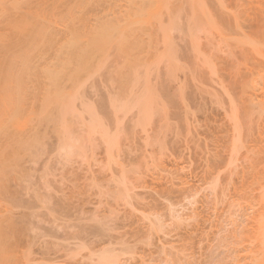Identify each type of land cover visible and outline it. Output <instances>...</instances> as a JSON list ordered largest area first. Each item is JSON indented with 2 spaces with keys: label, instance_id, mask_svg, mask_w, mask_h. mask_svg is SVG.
Wrapping results in <instances>:
<instances>
[{
  "label": "rangeland",
  "instance_id": "1",
  "mask_svg": "<svg viewBox=\"0 0 264 264\" xmlns=\"http://www.w3.org/2000/svg\"><path fill=\"white\" fill-rule=\"evenodd\" d=\"M125 1L105 0L87 15L91 18L114 11L123 15ZM8 2L4 0L2 4ZM203 2L212 24L207 25L201 18L200 25L197 24L200 28L194 30L189 26L190 17L199 16L200 11L192 8L187 0H169L170 9L176 15L166 24H177L169 28L168 33L174 43L175 65L178 63L181 68L177 64L173 69H179L168 74L165 65L170 62L162 56L155 67L158 69L152 71L155 59L151 66V62L147 64L152 60L149 58L164 50L160 37L152 41L155 47H149L152 53L149 51L144 57L148 68L146 72L142 69L144 65L140 68L137 80L143 83L140 77L151 71L143 79L147 76L149 81L147 78L145 81L151 82L148 86L155 85L159 98L155 96L164 107H157L161 103L157 99V108H151L155 107L157 112L152 111L151 115L156 113L147 120L144 118V123L137 122L141 111L138 104L126 102L130 108L126 110V106L125 113L121 110L114 115L108 100L104 101L107 105L103 103L106 95L117 98L126 94L122 93L124 84L122 89L120 84L116 87L118 83L113 86L119 77L116 76L115 81L112 74L109 76V71L120 61L115 55L112 61L110 58L112 63L108 62L111 67L107 65L105 73L102 71L101 76L98 74L100 77L95 76L97 80L91 76L88 81L86 78L84 88L76 93V96L81 94L82 100L74 97V107L80 108L78 111L82 114L72 117L68 131L76 137L79 151L66 155L65 150L58 149L63 148L59 147L63 140L55 135L53 124H50L52 128L48 123L40 124L38 133L45 135L41 138L43 146L38 142L42 150L35 152V144L32 151L36 155L30 157L29 151V155L19 161L22 173L27 171L29 175H20L18 166L15 173L19 172L14 178V172L12 175L9 169L11 184L3 189L5 192L0 188L10 204L8 206L6 201H3L6 205L0 204V215L11 208V216L19 220L13 217L14 223L23 224H18L13 234H6L14 239V242L9 241L12 244L1 242L0 264H92L91 259H96L108 239L111 244L103 255V264L244 263L242 256L246 255L245 247L250 244L242 239H246L248 232L255 231L257 213L264 208L259 186L264 185V0ZM3 5L1 8H6ZM191 30L196 31L197 47L191 42ZM142 64H145L143 59ZM126 76L122 79L124 82L120 79L119 82L127 84L129 77ZM140 83H135L134 89L131 83L127 87L131 86V93L136 97L141 94V87L144 88V83ZM151 97L152 100L146 96L154 102ZM79 100L94 104L98 113L95 114L101 117V128L108 130L115 143L113 139L106 143L100 132L92 133L86 128L91 117L89 119L90 113L83 111ZM234 114L240 122L237 133ZM116 115L120 123L114 120ZM32 122L28 121L26 126ZM26 126L23 130L28 134ZM124 184L128 187L126 191ZM129 192L131 197H128ZM170 201L175 202L174 211L178 208L176 212L179 211L181 220L172 219L170 211L168 215ZM158 219L163 224L161 230L157 228ZM152 223L157 230L151 227ZM105 225L110 226L109 233L103 230L108 229ZM82 226L86 228L83 233ZM77 230H81L77 232L80 239L77 233L71 235ZM241 230L246 234L242 235Z\"/></svg>",
  "mask_w": 264,
  "mask_h": 264
},
{
  "label": "bare ground",
  "instance_id": "2",
  "mask_svg": "<svg viewBox=\"0 0 264 264\" xmlns=\"http://www.w3.org/2000/svg\"><path fill=\"white\" fill-rule=\"evenodd\" d=\"M5 1L6 2L9 1V2L6 5L5 4L3 5L2 3L4 2V0H2L0 4V8L2 5L3 7L6 6V8L4 9L1 8L2 10H0L1 11L0 12V188H2V190L10 186L8 185V183L11 184V182L8 180V176H11V174L13 175L14 172V176H15L14 178H16L15 174H18L19 171L17 170V173H15L16 172L15 168L18 167L19 165L21 166V164H19L21 162L20 159H23L25 155L26 156L29 155V151H31L30 157H34L36 155V153L32 151V149L33 148L35 149L36 147V146L33 147L35 144L37 145L36 147L37 149L35 152L39 153V151L37 150L41 148L40 145L42 143L44 144L41 138H44L45 136L42 135L41 133V135L43 136L42 137L38 133L39 129H41L40 124L42 122H43L41 124L42 126L43 125L45 126V123H48V125L52 123L53 127L58 129V131L55 129V131L58 133V134L56 133L55 135L56 136L59 135L58 137L61 140H63L61 141L62 143L59 144V147H63V148H58V149H63V151L65 150L64 153H66V155L69 154L71 155L72 152H77L80 150L78 149V144L75 139L76 137L74 138L72 137V135H69L71 134V132L68 131L69 128H71L70 120L72 119V117L75 118L77 116L76 118H78L80 117L78 116V114H82V111L81 113L78 111L80 108H78L77 110L74 107V104L76 105L75 103L76 100H78V98L80 99L81 97V94L80 96L78 94L76 96V93H79V91H81L80 89L84 88V84L86 83L85 82L86 78L88 81V79H90L89 76H91L93 80H97V77L95 78L96 75L98 74L100 75L102 71H104L105 73L106 72L105 69L108 67L107 65H110L111 67V64L109 63H112L111 62L112 57L114 59V57L117 56L116 59L118 60L120 59V61H118L119 63L117 62L118 65L116 63V65L113 66L111 71H109L110 72L109 76H111L112 74L113 78L118 76L119 79L122 80L125 78V74H126L129 77L128 83L130 82L131 84L132 82L133 83L135 82L136 84L138 82L140 83V81L137 80L139 78L138 77L140 74L139 72L142 69L144 71L147 70L148 68L147 64H149L154 59L157 61L159 59V61L157 62L154 60V64L156 65H154L152 62L150 63L151 66L154 65V67H152L151 70L157 67L158 63L163 59V57L164 58L167 57L166 59H168V61L170 62V63L167 62L170 65L169 64L165 65L168 66L167 68L165 67L167 69V70L165 69V72H168V74H170L172 71L174 72L175 69L181 68L180 65L177 63L179 65V68L173 69V67H178V65L177 64L175 65L176 57H175V49L173 48L174 43L172 44L168 31L169 28H173L176 23L173 26L171 24L169 26L166 24V22L167 20L168 21L170 20L172 21V19L174 20L173 17L176 14L172 13L169 6V0H126L125 9H124L125 11L123 15L114 11L107 14L94 15L91 18L89 17V15H87V13L89 11H94L96 5L102 4L105 0H37V1L14 0V2L13 0H11L13 4L11 3L10 0H5ZM187 2L188 4L190 3V5H192L191 6L192 8L196 7V9L200 11V12L198 11L200 13L199 16L193 14V16L190 17L191 19L189 18L190 19V22L188 21L189 26H192L194 30L195 28H197L196 30H198L200 26H198L197 24L201 23L199 21V19L201 20V18L205 20L206 24L207 23L212 24V20H211L212 18L205 10V5L203 0H187ZM219 2L222 4V0L221 1L219 0ZM9 3H11L12 6L10 5L8 7ZM221 7L224 8L223 5ZM151 24H155V26L151 27ZM194 25H196V27H193ZM194 30H191L192 32L189 31V33L191 32L189 36H191L192 38L191 42H193L192 44L194 45V47H197L198 44V43L196 44L197 35H196V31ZM194 35L196 36L194 37ZM159 37L162 39V42L164 41V50L162 49L163 51L162 52L160 51L161 53L159 52L161 55H158L159 53H157L156 54L157 56L155 55L154 53L155 50H154L153 58L152 57L149 58L152 60L149 61L147 58L149 62L146 64L147 61H145L144 57L150 54L148 53L150 50H153L152 48L150 49L149 47H153V48L155 47L154 42L152 41L156 42ZM143 39L145 42H147L146 44L148 47L144 46L145 42L142 41ZM151 43L153 44L151 45ZM253 46H254L253 49L256 50L257 47L255 45ZM150 52L152 53V51ZM47 55L50 56L46 57ZM140 59L141 61H139ZM142 59L144 60L145 64L140 65ZM143 65L145 66L146 69L145 68L140 69L141 67H144ZM170 67H172V70ZM156 69L158 68H155V72ZM107 70H110V68H108ZM147 74L144 73V75ZM143 76L140 77L141 79L139 80H142L144 85H142L143 83L140 84L144 86V88L147 87V90L146 88L144 89L143 87H141L144 90L141 91L142 90L141 89L139 91L141 94L138 95L137 97L136 95L134 96V94L131 93V91H133V89L136 87L135 83H134L135 85L132 84L133 89L131 88V86L129 87V89H131L129 91L127 87L128 85H130V83L129 84L123 83L124 82L123 80H122L123 82L121 81L122 82L121 83L119 82L120 81L119 79L117 82L116 78H115L116 83H113L112 81L113 78L110 77L112 79L109 80L112 81L113 86L118 83L116 87H118V85L120 84L119 88H121V86H123L124 84L123 86L124 90L122 88L121 89H122V93H126L124 95L122 94L121 96H119L123 98V96L126 95V97H124L123 99L122 98L120 99L119 97L116 96L117 98H119V100L112 96L109 97L110 95L109 96L106 95L108 98L105 96L107 99L104 98L103 103L105 104L106 102L105 100H108L107 101L108 105L113 107L112 110L114 109V111H112L114 115L117 111L121 112V110L123 113H125L124 108L126 106H127L126 110L130 108L128 107L129 103L126 102H133L134 106L138 104L137 105L138 107L140 105L138 108L141 111L140 112L138 111L139 112L138 114L140 115L139 117L141 120L137 118L138 119L137 122L144 123L145 120L150 118L152 111L157 112L158 109L156 108L161 107L159 105H163L162 101L158 99L159 98L157 92L158 89L155 90V85L152 86V84L150 85L152 87L148 86L151 82L148 83L147 81H145L147 76L144 79ZM111 81L109 82L111 83ZM145 82H147V85H145ZM125 87L127 88V90H125ZM149 89H151L153 92H151ZM139 92L137 91L138 94ZM151 93H155V94L151 95ZM129 95L134 101L131 98H128ZM155 95H157L158 98ZM133 96L135 98H133ZM146 96L150 100H152V97L150 98V96H153L154 102L157 101L158 99L159 102L161 101V103L157 105L158 103L157 101V103L155 102L154 104V102L153 101L151 102L148 98H146ZM74 97H76L77 99ZM84 103L85 100L80 101V104L83 105V111H87L86 113L89 112L90 113V114L88 113L90 115L89 119L91 117V121L88 120L90 121L91 125L87 123L88 127L86 128H89L90 132L92 133H95L96 130L98 133L100 132V134L102 135V136L100 135V137H103L106 140V143L107 142L111 143L112 139H113V143H115L116 140L114 139V137L110 139L108 130H105V128L104 129L101 128L102 126H100V124L103 125L102 121L100 120L101 117H98L99 115H96L98 113H96L97 110H94L95 108L94 104L92 106V104L90 103L89 104L87 103L84 104ZM152 106H155L156 108L153 107V109L155 108L156 110L151 109ZM149 108L151 109V111ZM155 113H153V115ZM153 115H151V117ZM116 117L118 116L116 115L114 117V120L117 119L118 123H120L119 119ZM233 119H234V130L237 133L240 130V122L235 114ZM28 121L30 122L34 121V122H32L30 126H26L29 125L27 124ZM88 124L90 125V127ZM25 126L27 128L29 127L28 134L23 130ZM50 126L52 128V125ZM52 130L54 132V129ZM89 130H86L88 131V134H90ZM65 131L66 133L68 131V133L66 134ZM60 133L61 134L63 133L62 136L60 135ZM71 137L73 138L74 141L72 140ZM38 142L41 144H39ZM113 143L112 145H114ZM74 146L77 147L74 148ZM42 148L40 150H42ZM73 148L77 150L73 151ZM63 151L61 153H63ZM32 154L35 155L32 156ZM59 154H60V150H59ZM35 159L36 158H34V160ZM9 169L12 170L11 171L12 173L8 171ZM21 169L22 168L20 167L19 170L21 172H19V174L22 173V171H24L23 169L22 170ZM123 170L124 169H122V172ZM26 172L25 174L23 172L22 176L29 175V173L27 174ZM22 176H20L19 178H21ZM9 179L10 180L12 179V181L14 180L13 177L11 178L9 177ZM110 180H112V178H110ZM123 182L125 183V179ZM120 185L121 184H119V186ZM259 186L262 187L260 191L261 193L260 198L264 202V185H261L260 183ZM125 187L127 189H125ZM125 187L124 190L125 191L128 190V187L127 186ZM8 191L9 190H7L6 193H8ZM2 192L5 191L3 190ZM130 193L131 192L128 193L129 194L128 197L130 196ZM4 194L2 193L1 195L2 198H0L1 200L0 204L8 205L9 201L7 202V197H6L7 195L4 196ZM12 197L13 196L11 195V198H9V200L12 199ZM3 201L4 202L6 201L7 203L5 202L6 203L5 204ZM167 201H169V199ZM174 205L175 202L172 203L170 201L169 205H167L168 206L167 209H169L167 212L168 215L171 212L170 213L172 214V216L170 215L171 218L173 217L175 218L174 220L179 221L182 219L181 218L182 216H178L179 211H177L178 213L176 212L178 208L176 209L175 207V211H174ZM262 205L264 204L262 203ZM8 206H6V208H8ZM177 207H179L178 204ZM262 209L263 210L260 211L259 214L257 213L258 217L256 220L257 224L255 231L248 232L246 239L245 238L242 239L245 242L248 241L250 244L248 246L246 245L247 247H245L244 251H247L248 255L246 253L245 256H242V258L244 257L243 258L244 260H242L244 261V263L241 262L242 264H264V208ZM7 210L6 212H4V214L2 213L0 215V244L1 242L4 241L5 244L9 243L10 245V243L14 239L7 237V235L11 234L12 232L14 233V231L16 230L14 228H16L19 223L17 224L16 221L14 223L13 217L15 218V216L12 217L11 215H13V212H10L13 210H11V208L10 210H8V212ZM173 212H176L177 214L175 215L173 214ZM15 219L19 221L17 218ZM157 222L159 225L160 222L159 219L157 220ZM161 223L162 222H160V225L157 228L160 227L162 228L161 225L163 224ZM21 224L22 223L20 222L19 225ZM105 224H107V222ZM153 224L154 223H152V225ZM154 225L151 227L156 228V226ZM108 226L109 225L106 226V228H108L107 230L104 228L103 230L106 232L108 231L109 233L110 226L109 227ZM157 228L155 230H157ZM161 228L158 230H161ZM25 229L26 228H24L23 230ZM85 229L82 226L81 233H83V230ZM79 231L78 230L75 232L73 231L72 233L74 234H71L70 232L69 233L75 236V233ZM108 233L106 235H108ZM240 233H242L243 235L244 233L246 234V231L241 230ZM4 234L5 235L7 234L6 238L2 237V235ZM83 235L84 234H82V236ZM77 236H79V233H77ZM16 237H17V233H16ZM80 237L81 236H79V239ZM92 238L90 237V239ZM10 239L12 240L11 242H9ZM94 239L96 238L94 237ZM81 240H79V242ZM84 240L83 242L86 244ZM79 242H77V244H79ZM81 244L82 243H80L79 246H82ZM110 244H111L110 239L104 241L103 244L104 246L101 247L102 248L101 252H99V254L95 256L96 259L94 258L91 259L94 261V262L92 261L93 262L92 264L104 263L103 255H106V253L109 251ZM232 258L236 260L235 255ZM246 260H248V262Z\"/></svg>",
  "mask_w": 264,
  "mask_h": 264
}]
</instances>
